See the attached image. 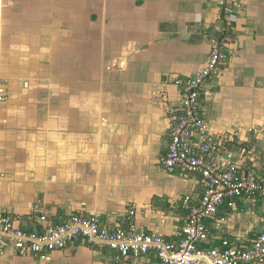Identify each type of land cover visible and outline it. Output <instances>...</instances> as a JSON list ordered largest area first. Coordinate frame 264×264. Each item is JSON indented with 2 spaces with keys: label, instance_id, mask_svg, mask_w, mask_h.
Returning <instances> with one entry per match:
<instances>
[{
  "label": "crops",
  "instance_id": "crops-1",
  "mask_svg": "<svg viewBox=\"0 0 264 264\" xmlns=\"http://www.w3.org/2000/svg\"><path fill=\"white\" fill-rule=\"evenodd\" d=\"M0 0V212L15 226L70 212L135 223L176 242L182 197L197 175L162 165L177 77L200 70L222 39L221 71L201 103L223 156L264 169V0ZM225 236L246 242L264 230L248 200L222 217ZM3 264H109L77 241L47 256L6 248ZM131 257L127 264H147ZM253 264V263H247Z\"/></svg>",
  "mask_w": 264,
  "mask_h": 264
},
{
  "label": "built area",
  "instance_id": "built-area-1",
  "mask_svg": "<svg viewBox=\"0 0 264 264\" xmlns=\"http://www.w3.org/2000/svg\"><path fill=\"white\" fill-rule=\"evenodd\" d=\"M233 1L222 0L224 13ZM225 52L222 39L211 38L203 67L174 79L179 101L168 109L171 122L162 165L197 175L202 186L197 195L182 197L185 215L176 242L139 227L133 207L114 221L77 212L51 221L35 206L32 212L42 225L33 230L15 226L10 215L0 212V264L6 248L47 256L77 241L107 254L109 264H127L131 257L147 264H264V230L246 242L232 241L221 223L240 200L264 210V169H248L224 158L231 135L212 132L201 103L204 85L221 71Z\"/></svg>",
  "mask_w": 264,
  "mask_h": 264
},
{
  "label": "rangeland",
  "instance_id": "rangeland-1",
  "mask_svg": "<svg viewBox=\"0 0 264 264\" xmlns=\"http://www.w3.org/2000/svg\"><path fill=\"white\" fill-rule=\"evenodd\" d=\"M234 1H236V0H234ZM233 3V2H232Z\"/></svg>",
  "mask_w": 264,
  "mask_h": 264
}]
</instances>
